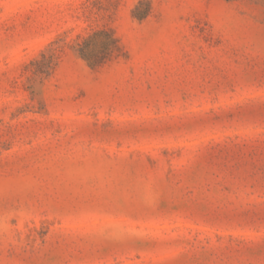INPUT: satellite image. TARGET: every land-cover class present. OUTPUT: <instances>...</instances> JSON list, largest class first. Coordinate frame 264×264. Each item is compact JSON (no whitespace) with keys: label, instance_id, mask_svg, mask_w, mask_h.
Returning <instances> with one entry per match:
<instances>
[{"label":"rangeland","instance_id":"obj_1","mask_svg":"<svg viewBox=\"0 0 264 264\" xmlns=\"http://www.w3.org/2000/svg\"><path fill=\"white\" fill-rule=\"evenodd\" d=\"M0 264H264V0H0Z\"/></svg>","mask_w":264,"mask_h":264}]
</instances>
